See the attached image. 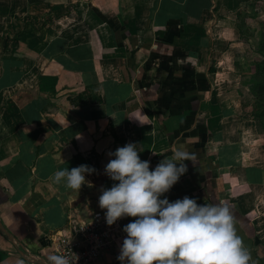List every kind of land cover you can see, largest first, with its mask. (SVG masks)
<instances>
[{"label": "crops", "instance_id": "obj_1", "mask_svg": "<svg viewBox=\"0 0 264 264\" xmlns=\"http://www.w3.org/2000/svg\"><path fill=\"white\" fill-rule=\"evenodd\" d=\"M252 1L0 0V264H48L100 208L116 183L109 153L129 142L150 168L174 145L196 153L164 195L203 204L212 192L249 264H264L260 120L232 85L239 13ZM81 164L96 171L80 190L52 179ZM123 239L97 264H120Z\"/></svg>", "mask_w": 264, "mask_h": 264}, {"label": "clouds", "instance_id": "obj_2", "mask_svg": "<svg viewBox=\"0 0 264 264\" xmlns=\"http://www.w3.org/2000/svg\"><path fill=\"white\" fill-rule=\"evenodd\" d=\"M154 168L142 160L137 143L129 142L110 152L105 174L115 181L103 188L99 206L106 209L108 225L134 217L124 225L126 233L117 259L120 264H249L250 254L238 235L234 214L223 201L198 204L184 196L170 201L164 194L188 171L185 161L196 153L184 144ZM96 169L87 164L56 170L52 179L71 189L90 183L86 175ZM48 264H72L69 257L52 254Z\"/></svg>", "mask_w": 264, "mask_h": 264}, {"label": "rangeland", "instance_id": "obj_3", "mask_svg": "<svg viewBox=\"0 0 264 264\" xmlns=\"http://www.w3.org/2000/svg\"><path fill=\"white\" fill-rule=\"evenodd\" d=\"M256 16L258 18L254 19ZM239 22L242 44L237 47L233 57L237 60V70L241 75L238 79L232 76L234 78L232 85L237 89L240 88L241 92L243 91L241 95L237 93L236 96L237 100H240L239 103L241 102L242 105L244 103L245 111L248 112V120L255 115H261L257 130L262 138H257V141L262 140L264 149V115L262 114L264 113V96L263 103L259 104L253 92L259 69L258 62L264 59V54L260 52L261 46L264 45V0H253L245 10L239 13Z\"/></svg>", "mask_w": 264, "mask_h": 264}, {"label": "built area", "instance_id": "obj_4", "mask_svg": "<svg viewBox=\"0 0 264 264\" xmlns=\"http://www.w3.org/2000/svg\"><path fill=\"white\" fill-rule=\"evenodd\" d=\"M106 209L99 208L59 239L57 254L70 258L72 264H97L102 254L118 246L125 237L122 218L108 225Z\"/></svg>", "mask_w": 264, "mask_h": 264}, {"label": "trees", "instance_id": "obj_5", "mask_svg": "<svg viewBox=\"0 0 264 264\" xmlns=\"http://www.w3.org/2000/svg\"><path fill=\"white\" fill-rule=\"evenodd\" d=\"M264 46V45H263ZM261 46L260 52L261 54H264V47ZM258 72L256 74V83H255V88L253 92L256 94L255 96L257 97L256 99L258 100L259 104L263 103V96H264V59L258 62ZM264 115V113H262ZM258 120H261V115H255ZM208 196L210 199L215 202L216 197L212 194V192L209 191Z\"/></svg>", "mask_w": 264, "mask_h": 264}]
</instances>
